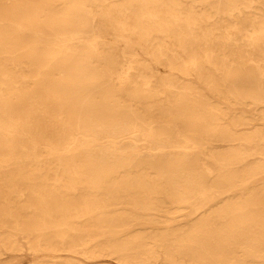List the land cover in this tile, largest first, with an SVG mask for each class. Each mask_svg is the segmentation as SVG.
<instances>
[{
  "label": "bare ground",
  "instance_id": "bare-ground-1",
  "mask_svg": "<svg viewBox=\"0 0 264 264\" xmlns=\"http://www.w3.org/2000/svg\"><path fill=\"white\" fill-rule=\"evenodd\" d=\"M24 251L264 264V0H0V258Z\"/></svg>",
  "mask_w": 264,
  "mask_h": 264
},
{
  "label": "rangeland",
  "instance_id": "rangeland-1",
  "mask_svg": "<svg viewBox=\"0 0 264 264\" xmlns=\"http://www.w3.org/2000/svg\"><path fill=\"white\" fill-rule=\"evenodd\" d=\"M76 259L83 261L81 257L75 256ZM38 259L35 255L30 254L27 251L24 252H13L0 258V264H32L37 263ZM92 263V262H86ZM108 264L106 261H101L98 264Z\"/></svg>",
  "mask_w": 264,
  "mask_h": 264
}]
</instances>
